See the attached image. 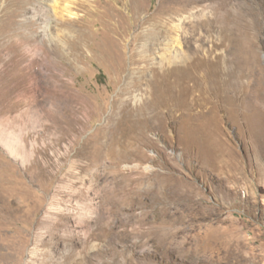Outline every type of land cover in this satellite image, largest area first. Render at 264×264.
Masks as SVG:
<instances>
[{"label": "rangeland", "instance_id": "1", "mask_svg": "<svg viewBox=\"0 0 264 264\" xmlns=\"http://www.w3.org/2000/svg\"><path fill=\"white\" fill-rule=\"evenodd\" d=\"M166 1L0 0V264H264V0H192L208 82L156 120L132 57Z\"/></svg>", "mask_w": 264, "mask_h": 264}, {"label": "bare ground", "instance_id": "2", "mask_svg": "<svg viewBox=\"0 0 264 264\" xmlns=\"http://www.w3.org/2000/svg\"><path fill=\"white\" fill-rule=\"evenodd\" d=\"M194 3L197 4L196 1L194 2L192 0H167L163 4L161 10L156 15V17L146 18L143 21L142 23L143 26L145 25H149V26L147 27L146 31H144L143 33H140L136 37L137 38L136 41L139 42V48L136 50V52L134 53L132 57V65L135 66V70L131 73L132 80H135V84L133 86H135V88H141V90H145L147 93H151L152 99H156L157 97L155 96L156 89L159 88V87L156 88L157 86H161L162 89H164V91L166 92V95L167 93L169 95L167 98L169 100L167 102L160 103L158 108L154 106L155 107L154 109L157 111V113L156 114L154 113L155 115L152 116V119L163 118V116L161 115L162 113H160L162 112V110L160 111V109L167 110V113H166L167 119L173 118L175 113L177 112V105L174 104L175 100L177 98L179 99V97L181 98L182 95L192 93V90L194 89L195 86H204L208 82V76H209L208 71H202V68L200 66V61L203 59L206 60L207 58L208 59L211 58L215 49L214 47H212V49L211 48L205 49L203 46L204 42L202 43V45H198V46L195 45L196 42L203 41L201 36L197 38V32L199 31V28H200L199 27L200 22H196L195 19L193 22V20H189L187 19V17H185L186 14H189V11L191 10L192 5ZM78 5L81 6L80 1ZM40 8L42 9L43 12L47 14L50 13L48 7L46 8L45 6L41 5ZM189 16L192 17L191 15ZM63 18L61 20L62 23L68 22V19H63ZM189 27L195 30H198V31L194 33L193 32L189 33L190 31ZM46 29H49V26H46ZM122 29L123 28L121 27V25H118V27L115 28V34L119 35V33H122ZM180 73H182L184 77L183 76L176 77ZM159 90L160 89L157 90L158 93H159ZM141 92H144V91H141ZM162 97L164 96H161V98ZM152 104H149V105L151 106ZM153 105L152 107L149 106L150 109L153 108ZM191 106L195 108L196 106H199V102H197V100L194 99L192 101ZM143 122L141 123V125L143 124ZM63 139H64L63 137H60L55 143L53 142L54 145L56 147L59 146L61 142L63 141ZM6 141H7L6 143L8 147H10L11 151L13 152H17V149H21V148L23 150V148L26 147L25 142L21 139L13 140L11 142L10 140L7 139ZM85 153H86L85 148L78 149L74 157L77 159H83V158L85 159V156H86ZM87 167H90V165H87ZM57 226H59V224ZM87 228H90V225ZM88 231H90L91 234L87 233L88 234L87 242L90 244L94 241L95 232L94 234H92L91 229ZM74 237H77V236H74ZM75 240L73 241L75 242ZM78 244L76 243L74 244L68 243L67 245L64 244L68 251L61 252L57 250L54 253L47 252L44 255V258L53 260L55 257L61 256L63 257L62 260L59 259L58 261H55L54 262L55 264H78V261H79L78 258H80L78 256L81 252V251L79 252ZM53 248L54 246L52 247V249ZM81 249L83 252H85V248L81 247ZM83 252H81V254ZM94 255H95V251H93L90 256L91 264H94Z\"/></svg>", "mask_w": 264, "mask_h": 264}]
</instances>
